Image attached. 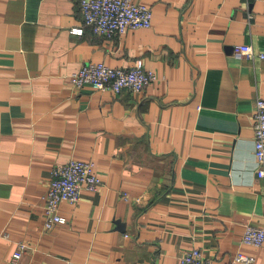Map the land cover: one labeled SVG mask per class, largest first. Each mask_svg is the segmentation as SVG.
Returning <instances> with one entry per match:
<instances>
[{
    "label": "crops",
    "instance_id": "obj_1",
    "mask_svg": "<svg viewBox=\"0 0 264 264\" xmlns=\"http://www.w3.org/2000/svg\"><path fill=\"white\" fill-rule=\"evenodd\" d=\"M136 1L151 26L104 37L70 31L78 0H0V264H178L191 248L264 264V245L241 244L245 223L264 226V0ZM137 59L156 76L138 93L70 83L85 63ZM70 159L93 161L99 182L45 229L42 195Z\"/></svg>",
    "mask_w": 264,
    "mask_h": 264
},
{
    "label": "built area",
    "instance_id": "obj_2",
    "mask_svg": "<svg viewBox=\"0 0 264 264\" xmlns=\"http://www.w3.org/2000/svg\"><path fill=\"white\" fill-rule=\"evenodd\" d=\"M82 25L71 27L70 31L82 34L84 27H89L96 35L111 37L126 29L148 28L152 22L150 7L136 0H78ZM236 57L252 56L249 44L234 46ZM264 58V53L260 54ZM70 83L76 88L89 86L94 90L110 91L115 94L122 90L132 93L142 91L149 83L156 80L152 71L144 68L141 59H137L129 68L110 67L102 62H90L82 65L69 76ZM254 130V156L257 176L264 178V99L256 98L252 115ZM99 179L94 171L93 161L70 159L64 164L52 168L47 188L42 195L45 229L55 224L66 223L65 217L58 213L60 202L75 204L81 190L93 191ZM241 244L252 248L264 245V226L244 224ZM25 245L19 243L12 260L20 258ZM254 254L239 250L229 264H253ZM178 264H213L212 259L198 248L184 250L178 257Z\"/></svg>",
    "mask_w": 264,
    "mask_h": 264
}]
</instances>
